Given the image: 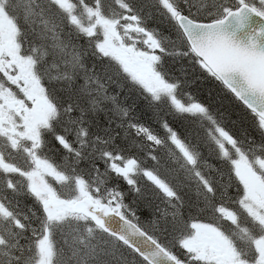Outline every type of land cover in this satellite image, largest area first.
Instances as JSON below:
<instances>
[{
  "label": "snow or ice",
  "instance_id": "6c2138e0",
  "mask_svg": "<svg viewBox=\"0 0 264 264\" xmlns=\"http://www.w3.org/2000/svg\"><path fill=\"white\" fill-rule=\"evenodd\" d=\"M0 264H264V0H0Z\"/></svg>",
  "mask_w": 264,
  "mask_h": 264
}]
</instances>
